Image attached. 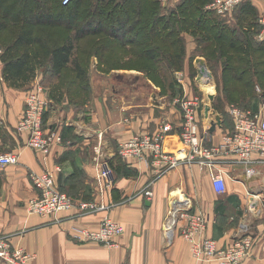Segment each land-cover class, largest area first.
Masks as SVG:
<instances>
[{
  "label": "crops",
  "instance_id": "obj_1",
  "mask_svg": "<svg viewBox=\"0 0 264 264\" xmlns=\"http://www.w3.org/2000/svg\"><path fill=\"white\" fill-rule=\"evenodd\" d=\"M262 14L264 0H244L238 8L225 14L226 19L220 15L225 22L215 23V26L220 28V25L231 23L237 27L249 16L250 24L243 27L255 31V25L258 26L254 38L261 40L257 36L260 29L257 19ZM93 64L95 70L85 71V80L79 81L73 69H70L71 78L63 80L67 65L59 75L48 80L47 88H58L56 91L61 88L62 97L53 98L49 94L51 103L44 124L46 129L59 132L62 141L42 153L28 147L26 134L15 128L24 108L27 87L12 86L3 79L0 59V153L14 151L19 157L16 164L0 169V237L6 239L11 249H22L31 255L26 264H212L197 262L192 257L181 234L186 219L178 216L179 211L185 210L205 216L202 236L213 238L219 246L249 233L253 245L241 264H264V197L254 194L257 188H264V167L246 177L241 165L225 164L226 191L219 194L214 191L205 169L196 163L181 164L152 182L150 198L136 195L154 174L142 161L121 158L117 154L118 143L135 134L152 133L167 122L172 130L164 143L168 149L176 147L182 122L176 102L180 95H173L170 90L164 92L150 82L149 98L137 93V89L127 93L125 85L132 84L123 82H111L110 91L106 89L108 93L96 94L95 73L105 79L113 75L119 78L125 72L141 73L122 68L102 72L97 68V61ZM48 69L51 72L50 64ZM203 83L205 94L212 93V86H206V81ZM183 88L188 92V84L183 83ZM81 95L86 99L84 102L78 100ZM203 108L204 104L200 116ZM199 119L203 122L201 117ZM210 121L201 126L208 130ZM222 122L221 119V127L216 125L212 132L208 130L209 143L219 141L224 131ZM103 161L112 170L111 194L120 202L118 205L98 211L82 210L76 205L48 215H38L27 209V200L36 194L30 180L33 171H50L59 189L74 179L80 181L81 176L80 184L83 190L87 189L90 199L104 200L97 178ZM76 173H80L79 178ZM107 216L123 226V232L115 237L117 246L77 242L71 238L72 227L95 228ZM0 264L8 263L0 259Z\"/></svg>",
  "mask_w": 264,
  "mask_h": 264
},
{
  "label": "built area",
  "instance_id": "obj_2",
  "mask_svg": "<svg viewBox=\"0 0 264 264\" xmlns=\"http://www.w3.org/2000/svg\"><path fill=\"white\" fill-rule=\"evenodd\" d=\"M71 1L61 0L63 5ZM242 1L244 0H210L205 9L225 15ZM258 23L260 29L257 36L262 39L264 14L258 17ZM176 102L182 116L178 133L179 144L176 147L168 149L164 143L166 135L172 130V125L167 122L152 133L135 134L118 143L117 154L121 158L142 161L154 174V178L138 190L136 195L150 198L153 194L152 182L181 164L196 163L205 169L214 191L219 194L226 191L227 172L223 168L225 164L241 165L246 177H251L258 173L259 168L264 167V115L261 111L231 105V126L222 132L218 142L209 143V132L201 126L198 117L200 100L184 95L177 98ZM50 103L51 99L40 85L28 90L24 108L15 127L18 132L26 134V145L37 152L47 153L51 146L62 141L59 132L46 129L44 124V116ZM18 158V153L14 151L0 153V169L8 164H16ZM97 178L104 201L80 200L75 203L67 193L58 188L50 171H33L30 173V180L36 194L27 200V209L38 215H48L69 210L76 205L86 211L108 210L118 205L120 202L115 201L111 194L112 170L106 161L102 162ZM178 216L186 219L181 234L197 262L241 264L252 248L253 238L249 233L236 236L224 246H219L213 238L202 236L206 218L201 212L182 210L178 212ZM122 232V224L107 216L95 228L84 225L72 227L70 235L77 242L92 241L114 247L118 245L115 237ZM30 257L22 249H11L6 239L0 237V259L8 264H26Z\"/></svg>",
  "mask_w": 264,
  "mask_h": 264
},
{
  "label": "rangeland",
  "instance_id": "obj_3",
  "mask_svg": "<svg viewBox=\"0 0 264 264\" xmlns=\"http://www.w3.org/2000/svg\"><path fill=\"white\" fill-rule=\"evenodd\" d=\"M12 1L13 0H0V54L3 47L11 40L19 27L18 24L5 19L1 14L4 8H11ZM112 1L116 3L119 0ZM169 1L157 0V4L147 3L146 8L148 10H145V15H143L141 20H138L135 14H127L125 11L129 10V8L119 11L116 16L113 15V13L106 14V11L110 9L112 4L107 2L105 5V3L98 0H75L71 3L73 6L71 10H64V15L67 16L73 13L76 20L83 21L85 19H90L91 24L89 29L97 30L101 27V31L84 34L75 42L73 57L80 63L84 71L88 69L95 70L93 61H97V68L102 72H107L112 68H122L126 70L134 69L137 70L135 73H141L132 75L128 72H125V74L121 72L122 74H120L119 78L113 75L112 77L110 76V79H105L103 76L99 77L95 73L94 86L96 94L105 91L108 93V90L110 91L109 84H111V82H123L132 84L125 85V91L127 93H134V90L137 89V93L142 94L144 98H149L151 93L150 83H152L159 86L164 92L170 90L173 95L179 94V98H182L184 95L197 97L200 100L198 115L203 121L201 124L209 123L210 120L214 119V114L216 113L219 114L223 120L224 131L225 128L228 129L231 126V117L229 114L231 105L264 113V77L257 80L258 77L256 78L254 75L256 69H264V55L255 50L249 44V41H242L243 44L239 47V50L230 47L231 41H228L231 37L236 40L237 35L241 37L251 34V31H253L252 28L248 30V28L245 29L243 27L247 25V22H250L251 17L248 16L246 20L241 21L236 28H234V25L231 23H228L221 36L223 41H209L208 45L205 47L208 48H203L202 50L204 44L198 42L196 37L206 34V32L200 28H204L206 24L203 25L202 22L197 21V17L200 15V10L204 9V6H206L209 0H198V3L195 2L198 4V11L192 12V14H189L191 10L185 12L179 11L178 4L182 0ZM56 2L58 5H61V0H49L51 6L56 5ZM93 5L104 11V14H101V24H99L97 20L99 14L92 13L94 12L92 8ZM173 11H175L174 14L172 13ZM76 14L78 15L77 18ZM22 15H25V11H23ZM129 16L130 18L127 19L126 17ZM146 16L148 17L147 19L144 18ZM152 17L156 18L155 22H151ZM221 17L227 18L226 15ZM117 19L119 21L126 19L125 25L134 22V29L124 33L122 29L114 27L115 23L112 21ZM221 21L225 22L224 19ZM4 23H6L5 26H3ZM152 26L154 33H159L158 37H155V35L152 37L151 35L149 36V30ZM207 28L209 27L207 26ZM55 29L57 33L62 34V36L67 35V33H72V31L70 32L67 29L59 27ZM143 41H154L152 46V48L156 50L153 55L154 57L143 55L144 51L152 45L150 42L146 43ZM235 42L238 43V41ZM200 46L202 52L198 53L197 51L200 50ZM171 53L175 55H171ZM197 56H202L211 73V81L206 83V86H212V93L214 92L215 96L218 97L216 101L217 106L215 107L214 104L212 105V111L214 113H211L209 117L200 116V109L206 101V92L202 88L203 82L206 81V77L198 73V64L195 62V57ZM235 56L239 61L233 60ZM252 56H257L258 61L261 62L257 64L245 63L244 69L247 70L242 72V80H229L231 79V75L227 72V68L244 63V59H250L252 61ZM240 57H242V59H240ZM48 67V59L44 60L41 65L36 67L34 77L25 84L27 92L36 85H40L48 98H51L50 96L53 98L62 97L61 88L59 91H56L58 88H47L48 80L54 78V74L49 71ZM70 69H72L71 62L68 63L61 77L63 80H69L71 78L72 74ZM85 77L86 74L84 78ZM79 81L82 80L79 78ZM226 82L236 88L235 91L229 92L227 97H225L226 95L222 90V85ZM244 82L249 83L247 88L243 85ZM183 83L188 84V92H186L184 88L182 89ZM242 87L246 89L245 92L242 91ZM110 94L112 93L110 92ZM139 97L141 98V95H139ZM228 97H231V102ZM78 100L84 102L86 99H83L81 95L78 97ZM150 100L152 99L150 98ZM219 127H221V125ZM79 179L80 181H71L66 187L60 189L67 193L75 203L80 201L78 199L92 201L93 199H90L91 195H89L87 189L83 190L80 184L82 183L81 176ZM250 184L254 185V183ZM254 192L256 197H264V188H257ZM247 196L250 197L251 195L248 194Z\"/></svg>",
  "mask_w": 264,
  "mask_h": 264
},
{
  "label": "trees",
  "instance_id": "obj_4",
  "mask_svg": "<svg viewBox=\"0 0 264 264\" xmlns=\"http://www.w3.org/2000/svg\"><path fill=\"white\" fill-rule=\"evenodd\" d=\"M74 1L75 0H72L66 5H63L62 2L61 5H58V3L56 2L55 3L56 5L51 6L49 0H13L11 8L7 7L1 11V14L5 19H8L11 22H15L19 26L15 34L11 38V40L4 47L2 46L3 49L0 54V59L3 62L2 77L4 80L8 81L10 85L24 86L25 84H27L34 77L36 72V67L41 65L43 61L46 59H48L49 61L50 70L52 74L59 75L61 69L71 62L72 69L74 70L76 77L80 78L81 80L84 79L85 71L81 67L80 63L73 57L75 42L84 34L101 31L100 29L101 27H99V29L97 30L89 29V26L91 24L90 19L79 21L75 19L73 13L67 16L64 15L65 14L63 13L64 10H71L73 8L71 3H73ZM98 1L105 3V5L107 2L112 4L110 9L106 11V14L113 13V15L116 16L119 11H122L124 9L127 10L126 8H129V10L125 12L127 14L137 15L138 20H141L143 15H145V10H148L146 8L147 3L157 4V0H148V1L119 0L116 3H113L112 0H98ZM195 2L198 3V0H182L178 4V9L180 12L191 10L189 14H192V12L198 11L197 10L198 4H196ZM240 4L236 8H238ZM94 6L95 5H93L92 7ZM118 7H120L119 10L115 9ZM93 10L94 12L92 13L99 14L97 20L99 24H101L102 23L101 14H104V11H102L98 7H95ZM23 11H25V15H22ZM174 12L175 11H173L172 13L174 14ZM77 16L78 15L76 14V18ZM130 16L126 18L127 19L130 18ZM218 16L220 15L216 14L214 11L205 9V6L204 9L200 10V15L197 17L198 19L197 21L202 22L203 25L206 24L204 25V28L200 27L201 30H204L206 32V34L202 36L198 35V37H196V40L204 44V46L202 45L203 46L202 50L203 48L204 49L208 48L205 47L208 45L209 41H214V40L223 41L221 36L223 35L224 28L225 26L227 27V25L226 24L220 25L221 27L220 26L219 27L221 29L216 27L215 23L220 24V22H222L221 21L222 19H220ZM144 18L147 19L148 17L146 16ZM155 20L156 18L154 17L151 18V22H155ZM243 20L246 19H242L241 21ZM112 22L115 23L114 27H118L122 29L124 33L132 31L135 27L134 22H130L127 25H125L126 19L121 21L117 19ZM257 23H258V19H257ZM248 24L250 23L247 22V25ZM5 25L6 23H4L3 26ZM207 26L209 28H207ZM58 27L67 29L70 32L72 31V33L71 34L67 33V35L62 36V34L57 33L55 29ZM257 28L259 27L255 25V29H254L255 31H251V34H248L247 36L244 35L245 38L244 36L240 37L237 35L236 40L235 39L229 40L231 41L230 47L239 50V47L243 44L242 41H249V44L255 50L259 51L262 55H264V38H262L261 40H256L254 38V33L257 32L256 30H258ZM153 33H154V29L152 26L151 29L149 30V36L150 35L151 37L154 35L155 37L159 36V33H154V34ZM235 41H238V43H236ZM148 42H150L152 45L151 47L147 48L144 51L143 55L148 57H154L153 55L154 52L156 51L154 48H152L154 41H147L146 43ZM202 50L200 46V50L197 52L201 53ZM171 55H175V54L171 53ZM252 58H253L252 61L250 59H244L243 60L244 63H241L234 67L227 68V72H229V74L231 75V79L229 80L231 81L242 80V72L247 70L244 69L245 63L257 64L258 62H261L258 61L257 56L256 57L252 56ZM240 59H242V57H240ZM233 60L239 61V59L236 56L233 57ZM254 75L256 76V78L258 77L257 80H260L261 78L264 77V69H256V71H254ZM248 84L249 83L246 82L243 83V85L246 88L248 87ZM222 90L226 95L224 96L227 97V94L229 92L235 91L236 88L235 86L229 85V83L226 82L225 84L222 85ZM242 91L245 92L246 89L242 87ZM217 98L218 97L215 96L213 101L215 107L217 106L216 103ZM228 98L230 99L231 102L232 100L231 97ZM76 175L78 176L80 175V173H76ZM73 181L76 180L74 179Z\"/></svg>",
  "mask_w": 264,
  "mask_h": 264
},
{
  "label": "water",
  "instance_id": "obj_5",
  "mask_svg": "<svg viewBox=\"0 0 264 264\" xmlns=\"http://www.w3.org/2000/svg\"><path fill=\"white\" fill-rule=\"evenodd\" d=\"M196 62L198 63V73L206 77V83H209L211 81V73L209 69L206 66V63L203 58L197 57ZM215 93H207L206 94V101L204 103V108H203V115L205 117H208L211 113H214L212 111V105L214 101ZM214 120L215 121H210L209 125V132H212L215 129V126L221 125V117L219 114H214Z\"/></svg>",
  "mask_w": 264,
  "mask_h": 264
},
{
  "label": "bare ground",
  "instance_id": "obj_6",
  "mask_svg": "<svg viewBox=\"0 0 264 264\" xmlns=\"http://www.w3.org/2000/svg\"><path fill=\"white\" fill-rule=\"evenodd\" d=\"M211 88V87H210ZM104 201V200H103Z\"/></svg>",
  "mask_w": 264,
  "mask_h": 264
}]
</instances>
